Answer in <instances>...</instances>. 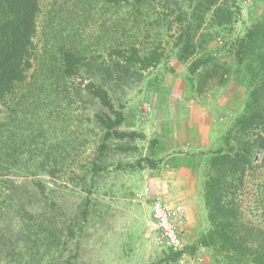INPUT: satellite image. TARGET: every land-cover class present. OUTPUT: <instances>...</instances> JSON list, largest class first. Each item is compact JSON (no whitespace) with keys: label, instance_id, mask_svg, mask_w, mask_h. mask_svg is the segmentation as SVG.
<instances>
[{"label":"rangeland","instance_id":"374dc122","mask_svg":"<svg viewBox=\"0 0 264 264\" xmlns=\"http://www.w3.org/2000/svg\"><path fill=\"white\" fill-rule=\"evenodd\" d=\"M236 1L239 10L231 27H215L207 15L199 32V35L208 34L207 52L213 54L215 63L221 67L209 68L208 78L200 88L197 74L191 76L189 73L191 61L179 62L175 45L182 27L194 23V0H149L141 11L124 0L120 4L111 0H40L34 57L42 54L53 29H64L77 35L92 64L68 80L78 95L42 91L39 96L41 102L36 123L42 126L44 137L38 142H45L47 147L55 145L51 148L54 154L67 153L63 167L54 175L31 166L21 174L0 176V208L3 209L0 215V264H5V256L16 239V208L21 207V211L34 209L62 223L79 217L86 199L90 211L88 221L76 227L75 238L70 240L62 259L55 264H64L66 260L74 264L173 262L167 260L169 251L155 243L157 233L150 210L137 201V194L145 186L159 192L154 180L165 168V159L157 154L155 169L124 168L128 164L136 166L137 161L148 156L150 141L158 139L160 142L164 137L167 126L162 124L163 119L158 121L159 125L155 124L154 116H165L166 107V112L173 109L179 116V119H173L176 137L181 136L186 126L199 123L203 127L208 149L198 150L190 156L199 157V153L220 146L221 137L241 113L247 97L244 88L232 78L225 76L226 82L220 80L223 75L230 76L223 68L233 69L228 51L230 45L244 35L251 17L258 16L263 6L258 0ZM133 47L142 57L157 50L161 62L145 70L139 65L127 70L115 68L113 62L120 54L128 57ZM203 69L200 71H205ZM91 79L108 90L116 109L122 108L125 112L126 121L120 130L142 132L146 135L145 140H113L101 156L98 150L101 131L94 114L106 110L84 91ZM25 94L26 90L22 89L7 103L0 104V119L6 120L18 103H21L16 108L19 119L31 118L34 99L31 94L26 97ZM211 115L218 121L213 133L205 129L206 119ZM126 147L132 150L123 151ZM94 161L107 170L91 185L90 180L86 181L82 176L85 168ZM196 163L203 178L205 159L199 157ZM39 181L45 188L44 195L36 186ZM9 189L13 190L14 202L8 203L5 198L11 195Z\"/></svg>","mask_w":264,"mask_h":264},{"label":"trees","instance_id":"16d2710c","mask_svg":"<svg viewBox=\"0 0 264 264\" xmlns=\"http://www.w3.org/2000/svg\"><path fill=\"white\" fill-rule=\"evenodd\" d=\"M111 1L121 3V0ZM124 1L138 11L149 2ZM258 1L263 5L261 13L251 17L244 35L230 45L228 56L233 61V69L223 68V72L230 76L226 74L220 78L222 82H226L223 80L225 76L232 78L244 88L247 93L244 107L221 137L220 146L198 154L205 159L203 199L210 229L199 239L198 245L188 247V251L194 255L197 248H205L210 252L213 264H264V0ZM236 2L194 0V23L183 26L179 34L175 44L176 57L181 63L191 61L188 70L191 76L197 74L200 88L208 78L209 68L221 67L215 63L213 54L207 52L208 34L199 35V32L207 15H210L213 26L223 29L231 27L239 10ZM40 12V0H0V104L7 103L22 89L34 99V108L30 111L34 115L31 118L26 116L19 119L16 108L21 103H18L6 120L0 119V176L21 174L31 166L54 175L58 168L63 167L68 159L67 153L54 154L51 148L55 145L49 144L47 147L45 142H38L44 137L42 126L36 123L39 118L38 104L41 102L39 96L42 91L78 95L68 80L80 75L82 70L92 64L84 54L77 35L64 29H53L48 34L42 54L34 57ZM160 62L161 54L157 50L142 57L139 50L133 47L128 57L120 54L113 66L127 70L139 65L145 70ZM35 64L38 65L35 67ZM201 68H205V71H200ZM190 83L194 86L192 78ZM84 91L106 110L94 114L101 131L98 147L101 156L108 151L113 140L146 139L142 132L120 130L126 121L125 112L122 108L116 109L103 85L91 79L84 86ZM149 144L148 156L137 161L136 166L126 165L125 170L157 167L160 142L152 139ZM122 150L128 152L132 149L126 147ZM106 170L107 167L94 161L89 168H85L82 178L86 181L89 179L93 185L95 179ZM36 186L44 195L42 183L39 181ZM9 190L11 195L5 198L8 203L14 202L13 190ZM3 191L6 193L5 186ZM84 205L79 217L62 223L34 209L21 211V207L16 208V239L3 262H60L64 249L76 236V227L88 221V199ZM2 212L0 208V215ZM176 258L177 255L169 252L168 261ZM64 264L74 263L66 260Z\"/></svg>","mask_w":264,"mask_h":264},{"label":"crops","instance_id":"0c3cea01","mask_svg":"<svg viewBox=\"0 0 264 264\" xmlns=\"http://www.w3.org/2000/svg\"><path fill=\"white\" fill-rule=\"evenodd\" d=\"M166 109L167 107L163 111L165 116H154L155 124L159 125L158 121L163 119L162 124L167 126L164 137L160 139L158 152L159 156L165 159L163 162L165 168L154 181L159 188L157 193L166 205H180L184 208L183 240L188 247H196L199 239L210 229V223L203 199V178L196 163L199 157L190 155L198 150L208 149L209 142L203 138V127L201 128L199 123H195L193 127L186 126L181 136L176 137L173 119H179V116L173 109L167 112ZM201 121L203 122L202 118ZM206 124L205 129L213 133L218 121L211 115L206 119ZM205 256L207 262L213 264L209 251L205 252Z\"/></svg>","mask_w":264,"mask_h":264},{"label":"built area","instance_id":"2783aa9c","mask_svg":"<svg viewBox=\"0 0 264 264\" xmlns=\"http://www.w3.org/2000/svg\"><path fill=\"white\" fill-rule=\"evenodd\" d=\"M137 201L150 210L157 233L156 245L177 255L171 264H209L205 257V248L199 247L194 255L188 251V246L183 240L185 212L182 206L166 205L151 186H145L137 194Z\"/></svg>","mask_w":264,"mask_h":264}]
</instances>
